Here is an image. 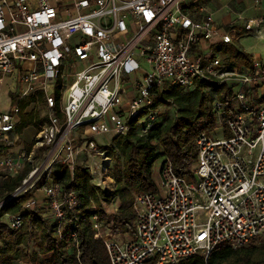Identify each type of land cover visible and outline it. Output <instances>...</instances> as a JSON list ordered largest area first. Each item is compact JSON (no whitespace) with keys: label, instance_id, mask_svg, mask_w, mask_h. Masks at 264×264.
<instances>
[{"label":"built area","instance_id":"2783aa9c","mask_svg":"<svg viewBox=\"0 0 264 264\" xmlns=\"http://www.w3.org/2000/svg\"><path fill=\"white\" fill-rule=\"evenodd\" d=\"M222 7L221 0H0V92L11 81L9 103L0 106V179L23 172L0 209L30 192L24 207L52 218L57 239L68 235L79 257L75 231L63 233L69 216L80 215L81 199L55 179L58 169L73 174L84 164L105 187L109 156L100 146L108 142L97 135L110 141L144 109L146 124L155 121L151 103L165 81L224 80L232 94L214 101L217 126L197 137L190 172L162 159L156 191L134 195L133 234L117 238L97 213L90 221L109 264H176L195 253L207 259L216 245L264 235V58L229 68L214 51L238 34L218 20ZM263 21L248 17L241 29L259 33ZM143 62L149 69L142 79ZM32 109L38 124L27 141L18 124ZM7 221L19 227L20 213Z\"/></svg>","mask_w":264,"mask_h":264},{"label":"trees","instance_id":"16d2710c","mask_svg":"<svg viewBox=\"0 0 264 264\" xmlns=\"http://www.w3.org/2000/svg\"><path fill=\"white\" fill-rule=\"evenodd\" d=\"M228 60V67L246 68L252 65V55L237 38L213 46ZM232 94L231 84L224 80L196 79L191 86L165 81L154 92L151 109L157 111L156 120L144 115L147 109L130 118L125 131L116 135L100 148L109 156L107 173L113 179L111 188L100 187L91 179L88 166L76 164L73 174L67 166L55 173L56 180L74 186L80 196V215H70L66 228L73 230L79 241L78 253L68 235L57 239L55 221L33 209L24 207L29 193L15 195L0 209V264H109L108 254L101 238L94 236L90 216L97 213L104 229L112 234H133L135 229L134 195L137 192L156 191L153 174L154 162L167 159L180 174L190 172L197 158L196 139L203 132L217 126L214 101L227 99ZM32 99L28 95L22 108ZM163 108H162V107ZM18 129L37 125V110L21 112ZM23 175L0 179V200L18 183ZM117 201L113 211L105 205ZM20 213L19 227L9 226L7 214ZM176 264H264V235L247 244L232 247L216 245L207 259L199 253L183 258Z\"/></svg>","mask_w":264,"mask_h":264},{"label":"rangeland","instance_id":"374dc122","mask_svg":"<svg viewBox=\"0 0 264 264\" xmlns=\"http://www.w3.org/2000/svg\"><path fill=\"white\" fill-rule=\"evenodd\" d=\"M223 2L222 11L220 12L219 19L221 20V23L224 25L225 28H230V26L234 25L236 29L238 30L237 34V40H239V43H241L244 47V49H247L250 53L253 51L262 53L264 56V25L261 26L262 29L259 33H256L252 30L250 31H244L242 28L243 22L248 17H264V6L261 4H258L257 6L252 5L253 0H221ZM260 27V26H259ZM260 27V28H261ZM149 69V66L146 62L142 63V67L137 71V76L139 78L143 79V73ZM11 82H6L5 85H9ZM5 105V103H4ZM162 107V106H161ZM163 108V107H162ZM32 131V128L29 126L25 131L24 135H28L29 132ZM102 136V137H101ZM97 135L96 139L98 143H105L109 142V135ZM107 138H106V137ZM96 161H100L101 154L96 153L95 154ZM109 161V160H108ZM161 158L156 160L154 162L153 166V174L156 178V182L159 181V169L161 165ZM106 173H107V165H106ZM106 186H111V177L108 175L106 178ZM113 181V179H112ZM105 186V187H106ZM117 205L116 200H112L111 202L107 203L105 207L109 211H113L115 209V206ZM49 217V216H48ZM117 238H124L123 234H118ZM22 264V263H21Z\"/></svg>","mask_w":264,"mask_h":264},{"label":"crops","instance_id":"0c3cea01","mask_svg":"<svg viewBox=\"0 0 264 264\" xmlns=\"http://www.w3.org/2000/svg\"><path fill=\"white\" fill-rule=\"evenodd\" d=\"M262 6H264V3L262 4ZM222 11V10H221ZM220 11V12H221ZM220 12L217 14L218 15V20L221 22V20L219 19V17H220ZM264 25V21H263V23L260 25V27L261 26H263ZM259 27V28H260ZM261 29H262V27L260 28V30L259 31H261ZM239 41V40H238ZM251 55H252V57L253 56H258V57H262V58H264V56L262 55V53L260 52V53H258V52H255V51H253L252 53H251ZM10 80L8 79L6 82H9ZM5 82V83H6ZM11 82V81H10ZM5 83L2 85V89H1V92H0V106H1V108H6V106H7V104L9 103V96H10V94H9V87H10V85H11V83L9 84V85H5ZM130 88H132V86H131V84L129 83L128 84V86H127V88L125 89V92H129V89ZM129 97V96H128ZM4 103H5V105H4ZM30 127H31V125H29ZM29 126H27L24 130H23V133H22V135H23V137L25 138V140H27L28 141V139H30L31 137V133H32V131L31 132H29L28 133V135H24V131L29 127ZM102 137V136H101ZM22 262L20 261V260H17L14 264H21ZM22 264H24V263H22Z\"/></svg>","mask_w":264,"mask_h":264}]
</instances>
